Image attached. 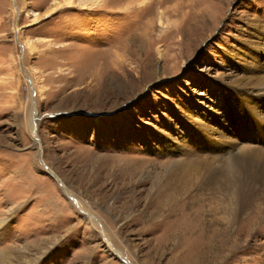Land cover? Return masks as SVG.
I'll use <instances>...</instances> for the list:
<instances>
[{"label":"rangeland","instance_id":"1","mask_svg":"<svg viewBox=\"0 0 264 264\" xmlns=\"http://www.w3.org/2000/svg\"><path fill=\"white\" fill-rule=\"evenodd\" d=\"M67 1L0 0V264H264V180L188 165L264 0Z\"/></svg>","mask_w":264,"mask_h":264},{"label":"bare ground","instance_id":"2","mask_svg":"<svg viewBox=\"0 0 264 264\" xmlns=\"http://www.w3.org/2000/svg\"><path fill=\"white\" fill-rule=\"evenodd\" d=\"M72 1L68 0L66 4L71 5ZM253 28L257 32L258 41L261 42H259L260 53L249 52V60L247 59L245 64V67H249L245 72L248 75L252 73L248 81L251 88L246 89L248 78L240 79L238 85L233 88L231 96H222L223 100L220 98V113L215 114L213 119L217 122V126L205 125L206 120L200 125L201 130L207 134L210 146L206 148L207 141L204 142L202 150L197 149L192 154L194 160L188 164L191 168L196 166L195 172L205 173L206 178L203 180H206L204 183L209 189H215L217 174L210 173L208 168L220 162L235 166L241 172L242 179L248 177L256 183L264 180V141L262 144L259 143L260 145L248 141L259 139L260 136L264 139V35L260 34L264 32L258 22ZM27 46L30 50H34V45L30 42ZM242 192V189L237 192L240 194V199ZM221 195L225 198L227 192H222ZM240 204H245L243 199L239 200L238 207L231 217L232 220L238 219L245 212V207H240Z\"/></svg>","mask_w":264,"mask_h":264}]
</instances>
